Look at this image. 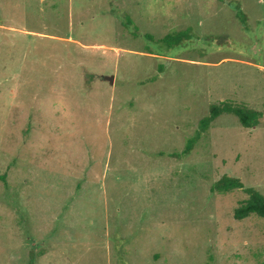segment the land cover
Listing matches in <instances>:
<instances>
[{
    "label": "rangeland",
    "instance_id": "rangeland-1",
    "mask_svg": "<svg viewBox=\"0 0 264 264\" xmlns=\"http://www.w3.org/2000/svg\"><path fill=\"white\" fill-rule=\"evenodd\" d=\"M0 174V264H264V0H0Z\"/></svg>",
    "mask_w": 264,
    "mask_h": 264
},
{
    "label": "trees",
    "instance_id": "trees-1",
    "mask_svg": "<svg viewBox=\"0 0 264 264\" xmlns=\"http://www.w3.org/2000/svg\"><path fill=\"white\" fill-rule=\"evenodd\" d=\"M237 16L241 17L245 21V13L238 5ZM125 23L127 26H132L133 21L129 15L125 16ZM246 23V22H245ZM135 34H137V28L135 27ZM190 33L189 29L185 31H178L175 33L166 34L158 41L163 45L172 46L179 44ZM146 38L154 39L152 35L146 34ZM232 114L236 116L243 127L252 128L257 126L260 122L263 112L248 107L244 103H237L231 100H222L219 102L211 103L208 112L201 117L198 123V128L193 136H191L182 151L172 153L171 156L187 157L195 147L196 143L202 137V135L209 129L212 122H214L222 114ZM0 179L5 181V176L0 174ZM234 189H242L247 198L242 200L239 205L234 209V217L236 219H244L254 214L264 219V194L252 186H245L241 179L233 176L223 175L220 179L215 181L211 186L212 191L226 193Z\"/></svg>",
    "mask_w": 264,
    "mask_h": 264
},
{
    "label": "water",
    "instance_id": "water-1",
    "mask_svg": "<svg viewBox=\"0 0 264 264\" xmlns=\"http://www.w3.org/2000/svg\"><path fill=\"white\" fill-rule=\"evenodd\" d=\"M105 78L110 80V82H113V76H105Z\"/></svg>",
    "mask_w": 264,
    "mask_h": 264
}]
</instances>
